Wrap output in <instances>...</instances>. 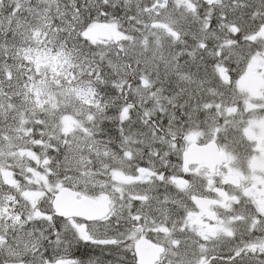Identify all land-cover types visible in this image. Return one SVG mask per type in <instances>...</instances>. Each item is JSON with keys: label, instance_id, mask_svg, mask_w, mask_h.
<instances>
[{"label": "snow or ice", "instance_id": "1", "mask_svg": "<svg viewBox=\"0 0 264 264\" xmlns=\"http://www.w3.org/2000/svg\"><path fill=\"white\" fill-rule=\"evenodd\" d=\"M0 264H264V0H0Z\"/></svg>", "mask_w": 264, "mask_h": 264}, {"label": "rangeland", "instance_id": "2", "mask_svg": "<svg viewBox=\"0 0 264 264\" xmlns=\"http://www.w3.org/2000/svg\"><path fill=\"white\" fill-rule=\"evenodd\" d=\"M192 71H195L194 65L192 66ZM126 74L127 71L125 75ZM141 85L144 89L136 88L134 90V97L132 100L133 102L137 101L136 107L139 111H142L141 114L146 116L149 121L146 119L141 120L139 131L129 135V142L143 141L145 144H149L151 141L145 136L146 125L148 123L151 124L150 131L153 139L157 138L158 133L162 135L163 131H166V129L161 128L159 123L160 119L162 116H166L171 112L170 102L175 103V101L173 100V93L168 90L166 86L164 90H157V86L154 81H150L148 84H144V82H142ZM120 95L123 97H121V100L118 101L119 105L121 107H127L126 99H128V101H130V99L122 94ZM131 103L132 101H130V104ZM128 109L129 118H131L133 115L130 114V107H128ZM121 182L123 183V181Z\"/></svg>", "mask_w": 264, "mask_h": 264}, {"label": "trees", "instance_id": "3", "mask_svg": "<svg viewBox=\"0 0 264 264\" xmlns=\"http://www.w3.org/2000/svg\"><path fill=\"white\" fill-rule=\"evenodd\" d=\"M126 71H127V74L125 75V77L123 79V82H122L121 94L124 95L125 97L129 98L130 101H132V103L130 104V101H128V99H126V102H127L126 106L130 107V114L133 115L130 118V122L128 123V129L126 130L127 134L130 135L132 133H137L139 131L142 119L143 120L146 119L147 121H149V120L147 119L146 116L142 115L141 114L142 111H139L138 108L136 107L137 101L133 102V100H132V98L134 97V95H133L134 94V90L136 88L144 89L143 86L141 85L143 80H141V82H140V84L138 86L135 85L134 83L132 85H129V80L130 79L134 80V78L137 75V72H136V70L134 68H129ZM150 81H153V80H149L148 83H150ZM121 97H123V96L120 95V100H121Z\"/></svg>", "mask_w": 264, "mask_h": 264}]
</instances>
